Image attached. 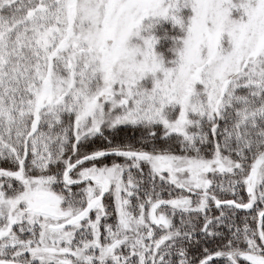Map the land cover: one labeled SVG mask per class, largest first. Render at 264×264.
I'll list each match as a JSON object with an SVG mask.
<instances>
[{
  "label": "snow or ice",
  "instance_id": "snow-or-ice-1",
  "mask_svg": "<svg viewBox=\"0 0 264 264\" xmlns=\"http://www.w3.org/2000/svg\"><path fill=\"white\" fill-rule=\"evenodd\" d=\"M0 264H264V0H0Z\"/></svg>",
  "mask_w": 264,
  "mask_h": 264
}]
</instances>
